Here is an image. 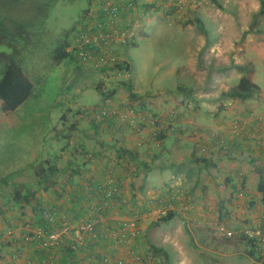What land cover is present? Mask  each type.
Returning a JSON list of instances; mask_svg holds the SVG:
<instances>
[{"label":"crops","instance_id":"1","mask_svg":"<svg viewBox=\"0 0 264 264\" xmlns=\"http://www.w3.org/2000/svg\"><path fill=\"white\" fill-rule=\"evenodd\" d=\"M133 1L136 8L124 10L120 19L122 23L131 16L130 22L137 29L138 34L129 45H135V38L141 33L145 35L147 24L153 30L152 37L158 40L164 31L166 37L181 35L188 43L185 60L180 67H172V74L179 73V79L191 83L165 89L161 94L163 101H195L193 111L179 108L181 120L177 133L158 134L147 126L142 138L127 129H116L110 122L93 125L86 117H79L77 135L68 139L72 150L57 155L54 161L60 163L52 168L50 176L30 184L31 196L21 197L18 203L26 210L28 223L41 224L42 209L50 207L59 213V226L66 225L72 230L85 219L96 218V206L103 205L104 219L97 230L107 231L109 225L118 229L123 220L139 216V236L125 246L110 241L92 242L87 236L77 243L71 234L49 251L35 244L20 245V237L17 241L13 236L9 239L10 248L0 239V261H9L18 248L19 259L24 264H40L42 258L52 254L59 258L55 264H100L104 256H108L110 264H136L135 255L144 257L145 264H221L210 254L220 259L237 254L233 242L242 238L240 229H264V204L256 192L258 181L264 176V13L260 12V2L207 0L193 11L177 10L165 16L154 9L152 1L151 6L143 5L148 0ZM192 18L202 26V31L192 32ZM203 19L215 35L214 42L203 27ZM243 77L259 88L255 98L241 101L221 96L235 88ZM128 84L138 94L136 103L166 117L163 104L147 98L155 94L135 90L129 81ZM114 88L118 102L128 100L122 83ZM250 113L261 117L262 122L250 120ZM234 120L242 132L241 139H233L229 133ZM220 137L226 138L227 153L219 147ZM36 168H33L35 173ZM108 175L114 177L117 187L113 198L105 201L100 194L90 192L87 183H105ZM173 188L181 190L174 202L173 218H180L176 224L183 220L192 223V231L188 227L192 248L185 247L188 238L177 231L160 232L156 241L168 243L171 239L175 257L145 235L151 227L150 211L153 213L154 209L150 201L168 200ZM5 214L0 213V236L6 228L20 227L13 216L7 214L4 218ZM225 229L236 235L231 240L225 238ZM225 240L233 241L232 245ZM150 245L162 252H156ZM262 250L264 253V246ZM248 252L249 248L246 255L252 264L258 260V264L264 262V256L255 253L250 258Z\"/></svg>","mask_w":264,"mask_h":264},{"label":"rangeland","instance_id":"2","mask_svg":"<svg viewBox=\"0 0 264 264\" xmlns=\"http://www.w3.org/2000/svg\"><path fill=\"white\" fill-rule=\"evenodd\" d=\"M14 1L18 2L15 6L8 8L9 2H6L3 6L7 7H2L0 9L4 18V21L0 18V78L3 69L2 62L5 61L8 54L13 52V49L6 44V41L17 40L19 38L18 34L25 32L24 37H22L20 41L14 42V44L18 53L17 61L26 76L33 83L34 88L32 97L13 114L6 118L0 117V207L2 212L6 213L3 216L4 218H6L7 214L9 217L13 216V220L20 226L18 229H16L15 226L14 228L9 227L3 230L0 239L6 241L4 246L8 247L10 246L9 239L11 240L14 236L16 237L14 239L18 241L19 237L21 239L22 235L25 233L26 226L28 224L30 225V223L25 220V216L27 215L25 213L26 210H24V207H19L21 203H18V200L22 201L21 197L28 194L31 196V190L28 189V186L36 180L39 181L37 177L39 169L42 167H56L60 162H55L54 158H56L57 155L61 156L67 150H72L73 146H70L68 139H75L79 117H86L93 125H96L92 122L90 113L101 106V96L96 92V87L98 84L101 85V82L104 81L103 75L83 67L76 59L67 58L62 61L55 60V47L61 41L68 42L69 45L72 32L81 29L86 24L90 25L93 23V21L87 23V20L90 19L95 21L97 19L103 3L112 5L116 3L130 5V3H133V6L131 5L130 8L127 6L125 10L129 11L130 9L136 8V3L133 0ZM148 1L143 5L151 6L150 1H152V5L155 7L154 9H159V12L162 11L163 15L170 16L171 13L177 10L193 11L207 0L200 1L195 8L187 7L185 9L175 7L171 0ZM123 12L120 13L117 21L120 26L131 30L134 38L138 32L134 24L130 22L131 16L120 23ZM41 17L44 18V22L37 24ZM8 18L14 22L15 26L5 21ZM195 22L196 20L192 18V32L202 31V26H198ZM202 22L203 27L210 35V40L214 42L215 35L211 31L210 26L204 19ZM262 23H264V19ZM27 27H29L30 30H27ZM7 31L10 33H7ZM143 32H145V35L141 33L135 38V45H129L132 42V40H130L129 46L127 45V47L123 46L117 49V54L120 50V55L118 54V56H121V58L125 59L130 65L129 78L112 79L109 77L108 81L111 84L110 89H113L117 85L119 86V84L123 82L128 83L129 81L135 90L148 93L152 92L155 95H148L147 98L162 103L164 109L163 114H165L166 117L162 118L151 110L143 109L139 103H136L137 98L131 100L127 97L128 100L120 103V101H117L115 95L114 106L132 105L136 109L157 116L163 122L169 119L171 111H175L178 118L176 121L177 130L174 133H177L179 131L178 124L181 120L179 108L193 111L195 101L186 99L173 102L163 101L161 93L165 89L176 88L179 84L191 83V80L182 81L179 79V73L172 74V69L174 67H180L185 60V50L188 43L182 40L181 35H179L180 38H168L164 31V38L161 36L160 40H158L156 37H152L153 30L149 24L146 25ZM193 42L194 40H192V46ZM99 75H101V78H99ZM134 94L138 95L136 93ZM167 94L163 95L165 96ZM3 123L4 125L9 123L10 126L5 127ZM110 123L113 124L116 129L117 126L119 127V122L110 121ZM61 126H63V128ZM140 126H142L141 132L138 134L135 133V135L142 138L145 128L147 126L150 128L152 127L146 121L140 123ZM152 129L155 130L154 128ZM61 130L62 132H60ZM127 130L134 132V130L131 129ZM156 132L158 134L162 133L160 130H156ZM44 157L47 158L45 159ZM44 159L47 161L46 163ZM41 164H44V166H40ZM33 168H36V173L33 171ZM18 172L26 174L19 176V174H17ZM262 178L264 179V176H262ZM16 182L23 184V186H18L19 184L16 186ZM16 193H19L20 197L18 199L15 198ZM169 201H164V204L166 205ZM167 205L165 207H167ZM46 209L51 208L45 207L42 210ZM173 211L174 210L170 211V213H173ZM150 213L152 216L149 222L151 227L149 231H147V234H145L147 239L151 242H155L159 247H164L174 256V248L171 245L172 240L169 239L168 243H162V241L158 240L160 239V232L177 231L187 236L188 240L186 241L185 247L192 248V235L190 233L192 231V223H186V221L183 220L182 223L176 224L180 221L179 217H175L167 222H160V219L154 217L155 214L153 215L151 211ZM134 217L138 219L137 238L140 234L139 222L141 219L139 216ZM134 217L132 216L131 218ZM37 225L39 224H31V227L34 228ZM245 229L256 228L249 227ZM245 229H240L239 233ZM156 238L158 239L157 241ZM132 240L131 238L130 241ZM230 240H225V242L228 245H232L233 241L231 242ZM240 240H238L239 243L233 242V245L235 244L234 247H236L234 250L238 252L237 254L230 257H222L221 259L217 255L210 254V256L219 260L221 264H252V261L246 255V251L249 248L247 246L248 241L244 237ZM33 244L37 245L39 248V244L34 242L26 244L21 241L20 245ZM128 245H130V243L125 246ZM16 250L21 251V249L18 248ZM135 257H140L142 261L141 263L135 261L136 264L146 263L144 257V259L140 255H135ZM45 258L46 257L42 258V260ZM1 260H3V258ZM42 260L40 264H43ZM259 262L260 260L257 261V264Z\"/></svg>","mask_w":264,"mask_h":264},{"label":"built area","instance_id":"3","mask_svg":"<svg viewBox=\"0 0 264 264\" xmlns=\"http://www.w3.org/2000/svg\"><path fill=\"white\" fill-rule=\"evenodd\" d=\"M202 0H171L174 6L179 9L195 8ZM133 6V3H116V4H102L101 10L97 19L87 20V23L81 29L74 30L70 36V42L66 49V52L72 54L74 58L85 68H89L103 75L102 89L104 93L111 92V84L109 83V77L112 79L129 78V69L123 66L125 61H122L117 54V49L123 46H127L129 41L133 39V33L131 30L120 26L117 19L127 6ZM189 106V105H188ZM90 118L95 124L107 123L110 121L119 122L117 129H131L134 133L138 134L142 130L140 123L146 121L155 130L161 132L167 131L174 133L177 130L176 121L177 115L175 111H171L169 119L163 122L157 116L150 113L141 111L134 108L132 105H120L114 106V96L109 95L101 96V106L90 113ZM250 120L262 122V118L250 113L248 115ZM234 125L231 127L229 133L233 139H241L242 132L238 127L237 121L232 122ZM220 149L227 153L229 145L226 142L225 137L219 138ZM264 139V138H263ZM261 142V141H260ZM264 144V140H262ZM202 152L205 148L201 149ZM88 190L90 192L100 194L105 201H109L113 198L116 191L117 182L112 175H108L105 183L95 184L87 183ZM172 195L168 199L167 207L162 204L160 199H152L150 204L153 205V215L158 219L167 217L170 211L174 210V202L179 199L181 190L172 189ZM105 207L98 205L95 208L96 218L90 217L82 221L75 229L72 230L69 226H59L60 219L59 213L56 209L42 210L41 224L32 228L31 224L27 225L25 233L21 237L23 243H36L39 244V249L45 251L50 250L53 247H57L61 242L73 234L77 243H81L85 236L93 241H110L117 245H127L130 243V239L136 238L138 232V219L137 217L128 218L123 220L116 229L115 225H109L107 231L101 232L97 230L98 224L104 219ZM212 227L217 228L218 225L212 224ZM219 229H222L221 227ZM224 237L227 239L233 238L236 233L231 230H223ZM240 235L244 237L248 242H251L252 250L259 256L263 257L264 253L262 247L264 246V229H245ZM75 249V247H74ZM20 253L15 251L10 257L9 261H0V264H24L19 259ZM264 261V257L262 258ZM135 261L141 263L140 257H135ZM58 261V256L52 254L42 260L43 264H55ZM264 263V262H262ZM100 264H110L108 256H104L101 259ZM117 264H125L117 263ZM144 264V263H142Z\"/></svg>","mask_w":264,"mask_h":264},{"label":"trees","instance_id":"4","mask_svg":"<svg viewBox=\"0 0 264 264\" xmlns=\"http://www.w3.org/2000/svg\"><path fill=\"white\" fill-rule=\"evenodd\" d=\"M6 2H9L8 8H11L12 6H15L18 3L17 1H14V0L13 1L12 0H0V9L2 7L4 8L7 7V6H3L5 5ZM259 2H260V12L263 14L264 13L263 0H259ZM0 18L1 20L4 21L2 12H0ZM5 21L8 22L9 24L12 23L13 26H15L14 22L11 19L8 18ZM43 22H44V18L41 17L40 21L37 24H40ZM26 29L30 30L29 27H27ZM7 33H10V32L7 31ZM24 33H19L18 34L19 38L17 40H14V41L7 40L6 41V44L13 49V52L8 54L5 61L2 62L3 69L1 71V78H0V117H6V116L13 114L30 97H32V94H33L34 85L30 81V79L26 76V74L24 73L20 64L17 61L18 53L16 50V46L14 44V42L20 41V39L24 37ZM9 39H12V38H9ZM67 47H68V42H65V41L59 42V44H57V46L54 49V52H55L54 59L62 61L64 59L71 58L75 60L72 54L66 52ZM123 66L129 69V66L126 62L125 64H123ZM122 85L125 87L128 93V97L131 100H134L137 96L134 94L131 86L128 83H124V82L122 83ZM176 91L179 92L180 89L177 88ZM96 92L100 94V96H103L106 94V95H109L110 97H113L115 95L116 89L113 88L111 92L104 93L102 89V83H101V85L100 84L97 85ZM258 93H259V88L255 84H253L249 79L243 77L240 79L238 85L235 88L228 91L227 93H223L221 96L227 97L230 99H237V100L245 101V100L255 98L258 95ZM52 168L54 167H42L41 169L38 170L37 177L40 180H43L49 177L52 170L54 171V169ZM256 192L260 195V202L264 204V179L262 177L258 181V184L256 186ZM15 195H16L15 198L17 199L20 197L19 193H16ZM1 211L2 209L0 207V213H3ZM172 218H173V213H169L167 217L160 219V222H167L171 220ZM91 241L94 242L93 240ZM247 243L249 247L248 256L252 258L254 257L255 251L252 250L251 242L249 241ZM150 248L154 249L156 252H162L159 249H156L155 247H153L152 245H150Z\"/></svg>","mask_w":264,"mask_h":264}]
</instances>
